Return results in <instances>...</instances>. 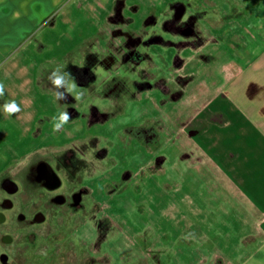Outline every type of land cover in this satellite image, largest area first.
Instances as JSON below:
<instances>
[{"label": "crops", "instance_id": "1", "mask_svg": "<svg viewBox=\"0 0 264 264\" xmlns=\"http://www.w3.org/2000/svg\"><path fill=\"white\" fill-rule=\"evenodd\" d=\"M182 2L176 3L179 21L186 3L191 12L192 23L183 22L191 35L184 57L186 66L198 62L197 76L190 77L196 88L186 101L154 104L155 128L145 114V131L134 136L147 162L127 178L156 180L157 209L170 202L180 228L169 232L172 245L164 244L166 233L156 227L150 235L139 232L133 247L150 258L145 264H254V251L264 244V0ZM122 6L120 0H0V106L14 100L25 107L11 117L0 109V182L20 158L16 139L35 132L29 124L48 122L42 99L28 95L44 88L48 75L80 55L86 43L97 41L104 16L113 19ZM71 68L75 76L81 67ZM15 123L24 133L15 132ZM234 215L240 224L232 227Z\"/></svg>", "mask_w": 264, "mask_h": 264}, {"label": "rangeland", "instance_id": "2", "mask_svg": "<svg viewBox=\"0 0 264 264\" xmlns=\"http://www.w3.org/2000/svg\"><path fill=\"white\" fill-rule=\"evenodd\" d=\"M120 1L122 11L112 13L113 19L104 16L101 37L86 43L80 55L75 54L59 65L71 74L72 65L89 69L90 74L80 76L85 84L79 85L75 78L84 91L83 100L78 102L69 95L65 101H56V89L48 78L44 88H34L28 95L42 99L41 108L46 111L48 122L29 124L28 127H36L35 132L16 139L20 158L4 170L3 177L12 178L18 186V192L12 196L0 187V202L7 197L13 204L12 209L4 212L5 223L0 225V248L13 255L8 264H119L118 260L124 258L125 264H145L151 262L150 258H142L140 250L135 253L132 239L139 241V232L148 231L150 235V228L155 231L157 227L160 233H166L164 244L172 245L169 232L180 228L170 202H163V209H157L159 198L153 184L156 180L127 178L129 173L134 174L136 165L146 161L140 141L134 136L144 130L148 120L145 114L155 128L158 124L154 104L165 102L171 106L178 97L187 99L189 91L196 88L197 80L191 83L194 80L190 77L197 76L194 73L198 62L186 66L184 57L191 35H187L183 22L188 19L192 23L188 18L191 12L186 1L184 17L179 21L176 3L183 5V0ZM199 22L202 30L205 23L202 19ZM19 98L22 100L23 96ZM143 107L147 113H141ZM20 108L25 107L21 104ZM65 110L72 119L61 131L53 133V117ZM41 125L45 126L44 140L39 136ZM12 127L17 133L23 130L20 124ZM156 131L163 136L160 128ZM149 151L145 152L147 156L155 158L156 152ZM41 160L58 173L65 196L85 190L79 207L44 206L40 200L44 191L27 177L29 166ZM146 181L148 184L143 185ZM36 210L44 215L39 225L31 226L15 217L23 212L30 218ZM228 221L232 227L233 223L240 224L235 215ZM6 232L12 239L10 245L1 241ZM179 245L180 241L176 248ZM261 245L254 251V264H264L263 242Z\"/></svg>", "mask_w": 264, "mask_h": 264}, {"label": "flooded vegetation", "instance_id": "3", "mask_svg": "<svg viewBox=\"0 0 264 264\" xmlns=\"http://www.w3.org/2000/svg\"><path fill=\"white\" fill-rule=\"evenodd\" d=\"M29 173H28V179L31 181L35 186L40 187L44 193H42V196H40V200L44 201V206H48L49 209H51V205H66L68 207H79L81 196L83 194H86L85 190L78 189L77 192H72L69 194V196H65L61 189L63 188V184L61 182V179L58 176V173L56 172L53 167H51L50 164H48L46 161H37L36 163H33L29 166ZM7 180V182L11 181L15 183V181L12 178L3 177L0 183V187L2 191L8 195L12 196L18 192V186L15 183L16 187L12 186L10 187L11 183L3 185V183ZM15 189V191H13ZM9 201V206L7 207V202ZM13 208V204L11 200L7 197H3L0 202V225L5 223V211H8ZM40 214L43 216V220L41 222H36L35 217ZM15 217L19 221H26L28 225H39L43 223L44 221V215L42 214L41 210H36L33 213H31L30 218H26L25 214L23 212H18L15 214ZM32 238H35L34 235H32ZM134 240V239H132ZM1 241L4 245H10L12 244V239L9 237L8 233H4L1 236ZM12 254L10 251L6 248H0V262L3 264L11 263Z\"/></svg>", "mask_w": 264, "mask_h": 264}, {"label": "clouds", "instance_id": "4", "mask_svg": "<svg viewBox=\"0 0 264 264\" xmlns=\"http://www.w3.org/2000/svg\"><path fill=\"white\" fill-rule=\"evenodd\" d=\"M48 80L51 82L53 88L56 89V91L53 92L56 101H65L69 95L78 102L83 100L84 91L77 85L75 77H73L70 72H65L58 66L51 72ZM4 94L5 86L0 82V97H3ZM0 109H2L3 113L8 117L14 116L21 111L20 106L14 100L6 102L0 106ZM71 119V115L66 110L61 111L58 116L53 117V133L61 131Z\"/></svg>", "mask_w": 264, "mask_h": 264}, {"label": "trees", "instance_id": "5", "mask_svg": "<svg viewBox=\"0 0 264 264\" xmlns=\"http://www.w3.org/2000/svg\"><path fill=\"white\" fill-rule=\"evenodd\" d=\"M83 73H86V74H90L89 71L87 69H76L75 71V77H76V80L77 82L79 83V85H83L85 84L86 81H81L80 79V76L83 74Z\"/></svg>", "mask_w": 264, "mask_h": 264}, {"label": "water", "instance_id": "6", "mask_svg": "<svg viewBox=\"0 0 264 264\" xmlns=\"http://www.w3.org/2000/svg\"><path fill=\"white\" fill-rule=\"evenodd\" d=\"M8 183H11V184H10V187H12V186L16 187L15 183H13V182H11V181L7 182V180H5V182L3 183V185L8 184ZM16 188H17V187H16ZM13 191H15V189H14ZM5 203H7V207H8V206H9V201H7V202H5ZM35 220H36V222H41V221L43 220V216L40 215V214H38V215L35 217Z\"/></svg>", "mask_w": 264, "mask_h": 264}]
</instances>
